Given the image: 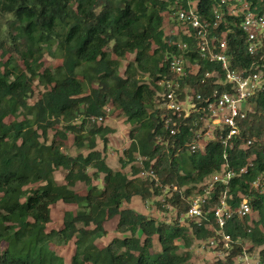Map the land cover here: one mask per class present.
I'll list each match as a JSON object with an SVG mask.
<instances>
[{
    "label": "trees",
    "instance_id": "16d2710c",
    "mask_svg": "<svg viewBox=\"0 0 264 264\" xmlns=\"http://www.w3.org/2000/svg\"><path fill=\"white\" fill-rule=\"evenodd\" d=\"M218 1L198 0L203 18H213ZM250 1L264 6V0ZM181 2L186 5L188 0ZM173 4L174 0H0V264H66L52 245L71 242L75 245L71 264H187L195 241L217 235L214 213L200 223L191 217L184 224L167 223L125 206L136 196L148 200L164 193V187L139 177L137 153L149 159L146 167L154 165L163 186H178L170 202L182 213L189 209L190 194L225 162L219 141H212L205 151H180L190 140L189 130L171 136L163 128V112L156 109V81L171 75L166 57L177 51L172 41L181 38L164 29V13ZM228 22L233 27L228 34L232 65L239 68L255 61L264 70V52L250 55L246 33L232 18ZM224 29L222 24L213 33L220 36ZM182 38L195 49L194 38ZM46 54L59 56L62 63L46 67ZM129 54L135 58L122 73ZM218 65L203 62L192 80L200 91L229 90L215 78L207 87L199 84ZM35 84L45 90L30 103ZM249 105L255 109L240 121L241 135L228 159L239 169L253 157L254 166L228 188L219 184L205 207L214 208L227 189L233 206L250 196L253 213L234 217L225 227L232 235L226 261L205 264H234L247 245L262 247L264 264V192L250 186L264 175V90ZM106 106L123 113L132 126V142L120 158L123 169L106 160L108 135L114 129L89 120L104 114ZM69 133L86 153L65 151ZM99 137L104 149H98ZM249 139L252 146L243 147ZM60 169L65 171L64 182L56 179ZM78 182L85 183L87 191H77ZM59 202L76 209L66 210L62 226L49 230L52 207ZM115 215L121 236L100 246L98 240L108 234L106 223ZM156 240L159 251H153Z\"/></svg>",
    "mask_w": 264,
    "mask_h": 264
},
{
    "label": "built area",
    "instance_id": "2783aa9c",
    "mask_svg": "<svg viewBox=\"0 0 264 264\" xmlns=\"http://www.w3.org/2000/svg\"><path fill=\"white\" fill-rule=\"evenodd\" d=\"M172 9L173 17L185 29L182 32L178 31V28L173 31V34H178L181 38L172 41L177 46V51L166 57L171 75L156 81L159 87L156 109L163 112V128L171 136L182 134L184 129L189 130L190 140L185 142V148H180V151L188 154L205 151L212 141H219L224 146L225 162L190 194V206L184 213L179 212L170 202L178 186H163L154 165L145 166V162L149 160L147 157L137 153L135 162L141 167V179L151 181L156 187H164L162 195L153 197L164 209L161 211L163 216L166 215L163 221L174 223L177 220L184 224L185 220L191 217L200 223L203 217L207 218L208 214L214 213L219 226V230L216 229L217 235L199 244L211 249L216 260L226 261L231 249L232 235L225 231V227L234 217L245 218L253 213L251 198L244 195L240 203L233 206L229 202L226 189L214 208H206L205 204L211 200L219 184L228 188L234 178L247 173L249 168L254 166L251 157L237 169L230 165L228 154L241 135L240 121L247 116L248 101L264 90V70L259 64L253 61L249 66L239 68L232 65V56L228 53V34L233 31V27L229 25L228 18H232L233 24L246 33L247 52L255 57L260 51L264 52V6H254L250 0H220L213 7L212 19L202 17L198 0H188L186 5L181 0H174ZM237 19L240 21L236 22ZM222 24L225 29L217 36L213 31L218 30ZM183 35L195 39L194 50L190 42L182 38ZM192 51L196 56L191 54ZM205 61L217 63L219 68L208 70L199 84L207 87L208 80L215 78L217 82L228 85L229 90L220 93L215 90L202 92L193 84V78L199 74ZM112 112L113 108L106 106L104 114L92 115L89 120L101 125ZM252 144L253 140L249 139L242 146L250 147ZM250 186L251 190L263 193L264 175L260 174ZM261 249L262 247L245 246L243 251L234 257V264H263Z\"/></svg>",
    "mask_w": 264,
    "mask_h": 264
},
{
    "label": "rangeland",
    "instance_id": "374dc122",
    "mask_svg": "<svg viewBox=\"0 0 264 264\" xmlns=\"http://www.w3.org/2000/svg\"><path fill=\"white\" fill-rule=\"evenodd\" d=\"M174 10L171 9L169 12L164 13V29L166 34H173V31L178 28V31H183L185 27L181 25V23L173 17ZM135 55L129 54L124 60L123 65L121 67V72L124 73L126 65L133 61ZM45 66L54 68L62 63V60L59 56H53L50 54H46L44 58ZM35 91L33 96L30 99V103H34L40 97L41 93L45 90L43 86H39L35 84ZM246 109H255V105H249ZM9 120V119H8ZM7 120V121H8ZM78 122V121H77ZM100 126L99 124H96ZM102 126H110L114 129L112 133L108 135V144L106 145L105 153L106 160L110 166L115 169H123L120 158L124 155V150L129 147L132 142V139L129 135L131 125L126 122V116L118 110H114L111 115L107 117V120L101 124ZM104 141L99 137L98 149H104ZM65 151L71 155H76L79 152L86 153V149H79L74 143V135L69 133V139L67 145L65 147ZM130 165L127 166L124 170L130 171ZM90 173H93V170L90 169ZM65 171L60 169L56 172V179L59 182H64ZM95 184L102 186L101 180H95ZM88 186L83 182H78L76 190L79 192L87 191ZM125 206H129L128 203H125ZM131 206V205H130ZM132 208L137 211L148 214L150 217L157 218L160 220H164L166 215L163 216L161 211L164 210L161 207V203L156 198H150L148 200H143L141 197H138L132 203ZM76 205L66 204L64 202H59L55 206L52 207V219L48 224V229L51 230L53 228H59L62 226L63 217L66 210H75ZM256 216V215H254ZM118 221V215L113 216L107 223L106 229L108 234L103 238L98 240V244L100 246L107 245L111 242L114 237L121 236L120 233L117 232L116 226ZM188 221L186 220V223ZM181 245V242H180ZM1 246H5V242L1 244ZM52 247L64 257L66 264H71V258L75 250L74 242L69 243L65 246H58L53 244ZM160 246L157 243V240L154 245L153 251H159ZM186 248L181 245L180 252H184ZM192 253V259L187 264H205V263H213L216 261V256L213 255L211 249L207 247H203L198 241H195L194 244L189 248Z\"/></svg>",
    "mask_w": 264,
    "mask_h": 264
},
{
    "label": "crops",
    "instance_id": "0c3cea01",
    "mask_svg": "<svg viewBox=\"0 0 264 264\" xmlns=\"http://www.w3.org/2000/svg\"><path fill=\"white\" fill-rule=\"evenodd\" d=\"M110 126H112V125H110ZM136 198H138V196L134 197L131 203H128V204H129V207L132 206V203L134 202V200H135ZM130 205H131V206H130ZM145 214H146V213H145Z\"/></svg>",
    "mask_w": 264,
    "mask_h": 264
}]
</instances>
